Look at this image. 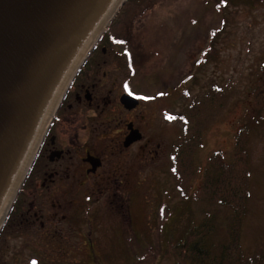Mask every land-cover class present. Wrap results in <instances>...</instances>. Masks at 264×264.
Returning a JSON list of instances; mask_svg holds the SVG:
<instances>
[{"label":"rangeland","instance_id":"rangeland-1","mask_svg":"<svg viewBox=\"0 0 264 264\" xmlns=\"http://www.w3.org/2000/svg\"><path fill=\"white\" fill-rule=\"evenodd\" d=\"M109 26L101 41L104 53L94 54L101 62L96 78L106 72L105 81L131 80L136 95L156 99L153 109L166 108L161 119L165 133L160 135L165 151L153 161L136 162L132 189L121 198L123 203L116 202L121 204L120 213L113 201H89L86 192L74 189L66 200L71 205L57 210L58 220L51 227L67 237L72 252L64 257L68 264H188L177 259L173 245L191 224L213 214L215 231L210 240H225L229 211L196 202L192 194L209 155L222 151L227 160L238 130L251 125L249 92L264 61V0H157L153 11L133 22L134 39L154 44L149 48L155 53L147 68L135 72L127 66L125 47L106 40ZM211 30L218 33L212 41ZM207 45L210 53L195 65ZM214 86L229 95L205 120L202 146L195 151L189 189L183 196L172 171L173 147L182 141L188 104ZM248 138L251 168L241 229L246 257L264 252V110ZM23 199L24 204L33 201L31 195L20 196L17 209ZM14 210L0 232V264H65L44 250L49 227L26 228ZM86 227L93 256L83 245L81 231Z\"/></svg>","mask_w":264,"mask_h":264},{"label":"flooded vegetation","instance_id":"flooded-vegetation-1","mask_svg":"<svg viewBox=\"0 0 264 264\" xmlns=\"http://www.w3.org/2000/svg\"><path fill=\"white\" fill-rule=\"evenodd\" d=\"M102 38L61 101L11 209L26 228L49 227L44 233V250L65 264L70 261L64 257L72 255L70 245L51 223L58 220L57 210L71 205L66 200L73 190L86 192L84 198L89 201L111 200L115 212L120 213L121 204L116 202L123 203L121 198L132 189L136 162L153 161L165 151L160 135L165 133L161 119L166 108L153 109L151 104L156 99L150 94L136 95L130 89L131 80L105 81L106 72L96 78L101 62L94 54L98 50L104 53ZM26 195L33 201L24 204L23 199L17 209V199ZM89 232L86 227L81 235L85 249L93 256Z\"/></svg>","mask_w":264,"mask_h":264},{"label":"water","instance_id":"water-1","mask_svg":"<svg viewBox=\"0 0 264 264\" xmlns=\"http://www.w3.org/2000/svg\"><path fill=\"white\" fill-rule=\"evenodd\" d=\"M125 1L0 0V232L61 101Z\"/></svg>","mask_w":264,"mask_h":264},{"label":"trees","instance_id":"trees-1","mask_svg":"<svg viewBox=\"0 0 264 264\" xmlns=\"http://www.w3.org/2000/svg\"><path fill=\"white\" fill-rule=\"evenodd\" d=\"M156 6L157 0H126L106 33V40L111 44L125 47L127 66L134 72L147 68L155 53L149 48L154 44L149 45L147 41L134 39L133 22L146 17ZM217 34L211 30L210 41ZM209 53L207 45L199 53L195 65L203 63ZM226 91L223 87L214 86L187 106L183 138L173 147L171 156L172 171L183 196L189 189L188 179L190 181L193 173V157L195 151L202 146L207 119L212 112L221 108L229 95ZM248 98L251 105L247 118L251 125L238 130L227 160H223L226 157L222 151H214L209 155L206 166L201 170L200 181L192 194V199L196 202L229 211L225 240L216 243L210 240L215 231V223L212 221L213 214H207L198 223L191 224L183 237L173 245L174 254L177 253V259L182 263L264 264V252L246 257L241 249V229L246 214L251 168L248 133L264 110V61Z\"/></svg>","mask_w":264,"mask_h":264}]
</instances>
